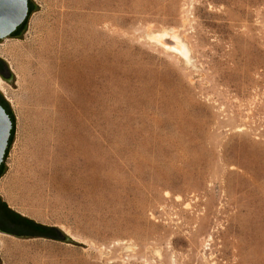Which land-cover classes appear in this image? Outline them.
<instances>
[{
  "label": "rangeland",
  "instance_id": "374dc122",
  "mask_svg": "<svg viewBox=\"0 0 264 264\" xmlns=\"http://www.w3.org/2000/svg\"><path fill=\"white\" fill-rule=\"evenodd\" d=\"M30 1L1 264H264V0Z\"/></svg>",
  "mask_w": 264,
  "mask_h": 264
},
{
  "label": "water",
  "instance_id": "95a60500",
  "mask_svg": "<svg viewBox=\"0 0 264 264\" xmlns=\"http://www.w3.org/2000/svg\"><path fill=\"white\" fill-rule=\"evenodd\" d=\"M32 6L34 10L35 7L33 4ZM28 16H29V0H0V40H4L6 38L12 37L14 33L18 30V28L24 24ZM0 60L4 64V72L6 75V78L5 79L3 78V79L10 83L13 82V75L9 67L7 66L4 60L2 59ZM0 96L3 98L1 94ZM7 104L9 105L8 102ZM9 108H10V105H9ZM12 129H13V123L11 121V118L7 114L6 110L0 105V167L2 166V164H4L5 159H6L5 155H6L8 146H9ZM4 169H5V165H4ZM0 234L13 236L19 239L33 238V237H27V236L10 235V234L2 232L1 230H0ZM60 237H61V240H58V241L74 243L61 232H60ZM37 238H40V237H37ZM0 264H1V261H0Z\"/></svg>",
  "mask_w": 264,
  "mask_h": 264
},
{
  "label": "trees",
  "instance_id": "16d2710c",
  "mask_svg": "<svg viewBox=\"0 0 264 264\" xmlns=\"http://www.w3.org/2000/svg\"><path fill=\"white\" fill-rule=\"evenodd\" d=\"M32 12H33V6L29 0L28 18L30 17ZM28 18L24 22V24L18 28V30L14 33L12 37H17L22 33V31L26 27ZM0 63L3 64L1 60H0ZM0 105L6 110L7 114L10 116L11 121L13 123V129L11 132L9 146H8V149L5 155V157H7L9 148L11 147V144L14 138L15 118L11 112V109L9 108V105L1 96H0ZM4 171H5L4 164H2V166L0 167V177L2 176ZM0 230L4 233L10 234V235H16V236L40 237V238H46V239H51V240H61L60 232L58 229L37 224L33 220H30L28 218L21 216L20 214L11 210L7 206V204L2 201L1 198H0Z\"/></svg>",
  "mask_w": 264,
  "mask_h": 264
},
{
  "label": "bare ground",
  "instance_id": "6f19581e",
  "mask_svg": "<svg viewBox=\"0 0 264 264\" xmlns=\"http://www.w3.org/2000/svg\"><path fill=\"white\" fill-rule=\"evenodd\" d=\"M0 84H3V81L2 79L0 78ZM0 247L2 249V252L6 251L7 249V245H6V242L5 241H0ZM8 250V249H7ZM4 255V254H3Z\"/></svg>",
  "mask_w": 264,
  "mask_h": 264
},
{
  "label": "flooded vegetation",
  "instance_id": "af4514ba",
  "mask_svg": "<svg viewBox=\"0 0 264 264\" xmlns=\"http://www.w3.org/2000/svg\"><path fill=\"white\" fill-rule=\"evenodd\" d=\"M0 77L6 78L5 72H4V65L0 63Z\"/></svg>",
  "mask_w": 264,
  "mask_h": 264
}]
</instances>
